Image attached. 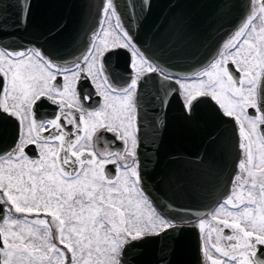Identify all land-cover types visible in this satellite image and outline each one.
<instances>
[{"label":"snow or ice","instance_id":"snow-or-ice-1","mask_svg":"<svg viewBox=\"0 0 264 264\" xmlns=\"http://www.w3.org/2000/svg\"><path fill=\"white\" fill-rule=\"evenodd\" d=\"M139 7L146 12L150 0ZM117 8L103 0L100 28L70 66L39 47L4 45L0 23V116L18 125L14 144L0 151V264H130L129 249L176 227L141 174L139 93L152 76L162 104L178 97L190 117L211 102L238 126L232 189L199 220L207 264H264V0H250L204 67L180 74L137 46ZM115 48L131 55L125 85L112 83L103 65ZM43 105L55 109L52 118H39Z\"/></svg>","mask_w":264,"mask_h":264},{"label":"water","instance_id":"water-1","mask_svg":"<svg viewBox=\"0 0 264 264\" xmlns=\"http://www.w3.org/2000/svg\"><path fill=\"white\" fill-rule=\"evenodd\" d=\"M23 1L0 0V23L9 33L2 37L3 44L13 48L33 44L64 63L84 52L103 4L30 0L23 24L19 6ZM249 2L150 0L151 7L144 12L140 0H115L137 46L177 74L204 67L246 18ZM160 97L159 83L152 76L140 87L138 154L147 193L158 210L178 224L142 240L129 249L127 259L130 264H204L199 231L187 222L210 212L226 196L239 158L237 126L211 102L199 104L188 117L178 97H165L166 105ZM16 131L15 119L0 116V151L14 144Z\"/></svg>","mask_w":264,"mask_h":264},{"label":"flooded vegetation","instance_id":"flooded-vegetation-1","mask_svg":"<svg viewBox=\"0 0 264 264\" xmlns=\"http://www.w3.org/2000/svg\"><path fill=\"white\" fill-rule=\"evenodd\" d=\"M23 6H24V9H28L29 6H30V0H24L23 1ZM26 9V11H27ZM31 10V9H30ZM102 11V10H101ZM100 21V19H99ZM115 21L112 20V21H106L105 22V27H107L109 29V31H111V26L112 24L114 23ZM100 28V22H98V26L96 28L95 31H97L98 29ZM94 31V32H95ZM92 35V34H91ZM91 35L89 36V41H88V46L86 47V50L80 55V57L78 56L75 60H77L78 58H82L83 54L87 51V48L89 47L90 45V37ZM230 38V37H229ZM228 38V39H229ZM112 39H116V34L113 32L112 33ZM228 39H225L228 40ZM224 41V42H225ZM122 42V41H121ZM223 42V43H224ZM223 43L220 45L219 49L217 51L220 50L221 46L223 45ZM26 47H36L34 45H27ZM109 47H111V40L109 42ZM112 51H116L114 54H111V55H107L104 57L103 59V65H104V68H105V71H106V75L108 76L109 80L113 82L112 80V76L116 77V80H117V83H114V84H117V85H125L128 81V78L129 76L131 75L130 73V70H129V64H130V61H131V55H130V52L128 49H124V48H115V49H112ZM74 60V61H75ZM73 62V61H72ZM72 62H69V63H64V62H58L59 64H61L62 66H70ZM116 66L117 70H115L113 72V75L110 76V70L112 67ZM124 67H126V73H125V70H124ZM62 82V81H61ZM81 87L83 88H88L89 86L87 84H84L83 82L81 83ZM91 90V89H89ZM40 115H39V118L40 119H48V118H52V113L55 112V109L52 108V107H49L48 105H43L41 106L40 108ZM16 122V121H15ZM237 125V124H236ZM18 126V125H17ZM237 135H238V126H237ZM18 132V131H16ZM108 139L109 140H112L113 138L111 137V135L109 134L108 135ZM239 141H240V138H239V135H238V139H237V146L239 144ZM15 142V141H14ZM122 145L119 144V142H116L114 143L113 145V148L114 149H118L119 147H121ZM100 147L101 149H103L105 147V144H104V141L102 140L101 141V144H100ZM239 149V148H238ZM31 152V150H30ZM241 158L240 156V150H239V158H238V162H239V159ZM238 162L236 163V170L232 176V179H231V182H230V185H229V190L228 192L232 189V180L234 179V177L236 176L237 174V165H238ZM227 192V194H228ZM226 197V196H225ZM224 197V198H225ZM224 198H222L220 201H222ZM217 206V205H216ZM214 206V208L216 207ZM212 208L210 210V212L214 209ZM209 213V212H208ZM208 213L204 214L203 216L195 219L194 221H192V225L196 226V228L198 229L199 233H200V237H201V242H202V236H203V233L200 231L198 225H199V220L200 219H205V220H209L210 217L207 215ZM202 245V244H201ZM203 253V252H202ZM203 255V254H202ZM203 259H204V264H207L206 262V258L204 257L203 255Z\"/></svg>","mask_w":264,"mask_h":264}]
</instances>
